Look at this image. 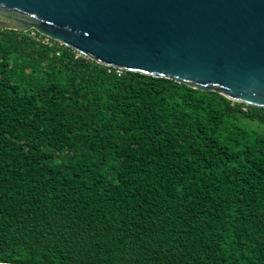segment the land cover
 <instances>
[{
  "label": "trees",
  "instance_id": "trees-1",
  "mask_svg": "<svg viewBox=\"0 0 264 264\" xmlns=\"http://www.w3.org/2000/svg\"><path fill=\"white\" fill-rule=\"evenodd\" d=\"M0 264H264V108L0 29Z\"/></svg>",
  "mask_w": 264,
  "mask_h": 264
},
{
  "label": "water",
  "instance_id": "water-1",
  "mask_svg": "<svg viewBox=\"0 0 264 264\" xmlns=\"http://www.w3.org/2000/svg\"><path fill=\"white\" fill-rule=\"evenodd\" d=\"M0 29L264 108V0H0Z\"/></svg>",
  "mask_w": 264,
  "mask_h": 264
},
{
  "label": "built area",
  "instance_id": "built-area-1",
  "mask_svg": "<svg viewBox=\"0 0 264 264\" xmlns=\"http://www.w3.org/2000/svg\"><path fill=\"white\" fill-rule=\"evenodd\" d=\"M48 39V38H47ZM117 69V68H115ZM122 69H117V73L120 75Z\"/></svg>",
  "mask_w": 264,
  "mask_h": 264
}]
</instances>
